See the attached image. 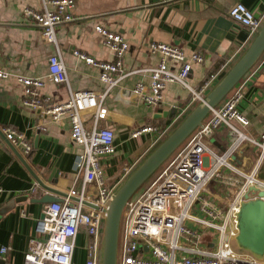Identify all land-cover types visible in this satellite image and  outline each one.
<instances>
[{"label": "built area", "instance_id": "built-area-1", "mask_svg": "<svg viewBox=\"0 0 264 264\" xmlns=\"http://www.w3.org/2000/svg\"><path fill=\"white\" fill-rule=\"evenodd\" d=\"M33 1L40 4V9L25 7L23 13L40 29L43 41L54 47V53L47 60L46 80L54 85H66L68 98L61 104H50L41 92L45 79L13 76L1 67L0 80L15 78L22 87L25 108L39 111L41 117L53 122L67 120L70 140L82 148V155L66 195L59 201L43 205L42 218L36 220L37 235L28 239L23 262L76 264L73 259L75 241L82 230L85 234L83 264H101L105 211L118 186L134 167H124L121 177L109 183L100 165L102 157L116 153L113 130L99 126L100 121L108 118L104 100L109 90L122 81L139 76L148 78L147 82L136 81L124 92L126 99L157 107L167 85L178 84L189 91L192 102H200L217 74L210 75L198 89H193L188 82L189 74L193 65L203 63V54L195 51L187 58L179 48L161 42L147 45L151 54L160 55L155 66L126 70L123 59L129 44L122 34L96 25L94 30L113 60L100 61L78 50H74L73 55L98 69L99 81L106 85V90L98 94L71 91L55 28L76 19L73 15L75 0ZM228 17L245 27L250 37H254L264 24V16L254 14L241 3L230 7ZM258 64H264V52ZM245 76L184 141L183 150L173 158L171 156L153 174L149 188L127 201L120 223L116 264H264V260L239 250L234 240L240 203L245 196L254 200L259 198L260 191L264 192V181L258 178L264 162V129L258 138L246 135L243 129L248 127L249 121L238 110L244 96ZM172 125L163 128L146 124L134 129L131 137L155 133L157 137L150 144L152 147ZM221 127L228 129L233 138L225 151L218 153L211 148L209 139ZM3 135L12 146L21 150L23 156L31 155L33 146L24 133L7 127ZM245 147L258 150L256 163L249 173L239 171L231 162V157ZM224 170L242 177L236 189L234 180L222 175ZM216 180L230 186V195L219 203L207 198L209 186ZM251 187L256 190L250 191ZM260 198L264 200V196ZM10 251L9 246L0 247V260L5 261Z\"/></svg>", "mask_w": 264, "mask_h": 264}, {"label": "crops", "instance_id": "crops-1", "mask_svg": "<svg viewBox=\"0 0 264 264\" xmlns=\"http://www.w3.org/2000/svg\"><path fill=\"white\" fill-rule=\"evenodd\" d=\"M236 3L243 4L256 15L264 16V0H75L74 21L55 28V37L66 67L71 91L104 92L106 85L99 81L97 68L87 65L73 55L74 50L88 54L100 61H112L111 52L103 46L102 38L95 32L96 25L122 34L129 44L124 56L126 70L155 66L159 54H151L147 45L161 42L182 50L188 58L195 51L204 56L201 65H193L189 74V85L198 89L216 63L225 58V64L216 70L217 78L212 87L225 75L250 45L253 37L248 30L228 17V11ZM39 10L40 4L33 0H0V67L14 75L43 78L45 86L42 95L50 104H61L68 98L66 85H54L46 80L47 60L54 53V47L45 43L40 29L28 19L23 9ZM171 64V63H170ZM0 80V247L9 246L11 251L4 264H24L27 241L37 235L36 220L44 204L38 201L45 191L40 189L27 169L16 157L2 137L3 130L13 127L24 133L32 143L30 156H23L30 169L48 186L64 193L71 187L72 175L81 162L82 148L71 142L70 126L67 120L53 122L41 117L39 111H32L22 105V87L14 77ZM244 96L238 110L248 119L243 129L246 135L258 138L264 129V64L255 65L245 76ZM147 82L146 77L133 76L111 88L104 104L108 118L99 123L114 132L116 153L104 161L105 174L109 183L117 181L123 168L144 159L155 133L131 137V132L146 124L166 127L184 119L195 107L188 90L178 84H169L163 91V100L157 107H151L126 99L128 91L138 80ZM163 113H173L172 117ZM160 115L159 117L156 115ZM219 128L209 139L217 149L229 145L231 135ZM167 132V133H168ZM139 142L122 148L127 143ZM228 147V146H227ZM215 148V149H216ZM258 150L245 147L236 153L232 164L243 173H249L256 163ZM264 172L262 163L258 178ZM222 175L233 179L235 189L242 180L240 175L224 170ZM57 178L56 184L48 182ZM124 181V180H123ZM122 181V182H123ZM237 181V182H236ZM214 181L209 186L207 198L215 203L227 199L229 188ZM223 191V195L212 189ZM230 187V186H229Z\"/></svg>", "mask_w": 264, "mask_h": 264}, {"label": "water", "instance_id": "water-1", "mask_svg": "<svg viewBox=\"0 0 264 264\" xmlns=\"http://www.w3.org/2000/svg\"><path fill=\"white\" fill-rule=\"evenodd\" d=\"M264 52V24L251 41L245 52L231 66L225 75L208 91L203 99L194 109L182 120V122L161 142L123 181L115 193V196L105 211L106 217L103 230V249L101 264H116V254L120 223L124 207L127 201L135 192L151 177L174 153V151L191 135V133L201 126L210 112L219 105L223 99L231 92L236 84L248 73L257 63ZM173 113H163V116L172 117ZM156 116H160L159 114ZM1 133V132H0ZM2 137L5 140L4 135ZM7 145L13 150L16 157L24 167L37 186L45 191L44 196L38 201L42 204L59 201L58 196L64 193L46 185L28 166L26 160L19 152L6 140ZM48 182L57 183V178L49 177ZM255 191L254 187L249 188ZM66 195V194H65ZM64 195V196H65ZM259 198L247 199L240 203L236 213L235 236L236 247L253 257L264 260V192H259ZM40 218L42 216L40 215ZM0 264H4L0 260Z\"/></svg>", "mask_w": 264, "mask_h": 264}, {"label": "rangeland", "instance_id": "rangeland-1", "mask_svg": "<svg viewBox=\"0 0 264 264\" xmlns=\"http://www.w3.org/2000/svg\"><path fill=\"white\" fill-rule=\"evenodd\" d=\"M256 36V35H255ZM254 36V37H255ZM199 102H196V103H194L193 104V106L196 104H198ZM195 105V106H196ZM182 122V121H181ZM180 122V123H181ZM179 123V124H180ZM99 126L100 127H103L100 123H99ZM178 126V125H177ZM177 126H175V127H173L172 129H171V131H173V129L174 128H176ZM104 127H106V126H104ZM224 133L226 134V136L227 135H229L230 134V132H229V130L228 129H226L225 128V131H224ZM166 135V134H165ZM164 135V136H165ZM231 135V134H230ZM231 138H233V136L231 137ZM139 142V139L138 140H136V141H132V142H130V143H127V144H125L124 146H122V148L123 149H127L129 146H133L134 144H136V143H138ZM213 144H215L214 143V141H210V145H211V148L213 149V150H215L216 152H218V153H222L223 151H225V149L227 148V146H222V148L221 149H217L215 146L216 145H213ZM184 146H185V142H183L175 151H174V153L172 154V158L174 157V156H176V154L178 153V152H180V151H182L183 150V148H184ZM216 148V149H215ZM154 149V148H153ZM111 157H114V156H110V157H102L101 159H100V165H101V167L105 170V166H104V161H106V159L107 158H111ZM235 159H236V154L235 155H233L232 157H231V162H235ZM261 177L264 179V172H262V175H261ZM154 178V175H152L151 177H149L146 181H145V183L135 192V194L132 196V198L134 199V198H137L140 194H142V193H144V191L145 190H147L148 188H149V184H150V182L152 181V179ZM216 182L218 183V182H221V180H216ZM123 182H121V184H122ZM121 184L118 186V188L121 186ZM220 185H222L223 187H228V188H230L227 184H225V183H219ZM118 188H117V190H118ZM211 189L214 191V192H218V193H221V194H223V195H226V194H228V191L224 188L223 189V191H219V190H216V189H214V188H212L211 187ZM116 190V191H117ZM189 227L192 229V230H195V228H193V225L192 224H189ZM84 245H85V234H84V232L81 230V233H79L78 234V236H77V239H76V241H75V249H74V262L76 263V264H83L84 263Z\"/></svg>", "mask_w": 264, "mask_h": 264}, {"label": "trees", "instance_id": "trees-1", "mask_svg": "<svg viewBox=\"0 0 264 264\" xmlns=\"http://www.w3.org/2000/svg\"><path fill=\"white\" fill-rule=\"evenodd\" d=\"M253 38H254V37H253ZM244 52H245V51H244ZM244 52H243V53H244ZM243 53H241V55H242ZM241 55H240V56H241ZM240 56H239V57H240ZM239 57H238V58H239ZM238 58L236 57V58L234 59L233 62H235ZM225 60H226V59L223 58V59H221L220 61H218V62L216 63V65H215V67H214V68L209 72V74L206 76L205 80H206L210 75H212L216 70H219L220 67L223 66V64H225ZM255 65H256V64H255ZM255 65H254V66H255ZM254 66H253V67H254ZM253 67H252V68H253ZM252 68H251V69H252ZM251 69H250V70H251ZM250 70L248 71V73L250 72ZM248 73H247V74H248ZM247 74H246V75H247ZM205 80H204V81H205ZM204 81H203V82H204ZM193 108H194V107H193ZM190 111H192V109H191ZM208 116H209V115H208ZM208 116H207V118H208ZM182 120H183V119L178 120V121L176 122V124H175L173 127L179 125V123H180ZM174 129H175V128H174ZM174 129H173V130H174ZM171 132H172V131L170 130L165 136H163V137H162V138H161V139H160V140L154 145L153 148L155 149V148H156L161 142H163V141L169 136V134H170ZM153 148H152L150 151H148V153H147V155L144 157V159H145V158H146V157H147V156H148V155L154 150ZM144 159H143V160H144ZM170 159H171V158H169L168 161H169ZM143 160H142V161H143ZM142 161L136 166V168L142 163ZM136 168H135V169H136ZM135 169H133L132 171H134ZM131 173H132V172H131Z\"/></svg>", "mask_w": 264, "mask_h": 264}]
</instances>
